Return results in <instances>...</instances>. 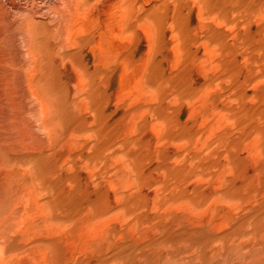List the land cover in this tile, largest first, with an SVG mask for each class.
I'll list each match as a JSON object with an SVG mask.
<instances>
[{"label": "rangeland", "instance_id": "rangeland-1", "mask_svg": "<svg viewBox=\"0 0 264 264\" xmlns=\"http://www.w3.org/2000/svg\"><path fill=\"white\" fill-rule=\"evenodd\" d=\"M200 12L0 0V264H264V85Z\"/></svg>", "mask_w": 264, "mask_h": 264}, {"label": "bare ground", "instance_id": "bare-ground-1", "mask_svg": "<svg viewBox=\"0 0 264 264\" xmlns=\"http://www.w3.org/2000/svg\"><path fill=\"white\" fill-rule=\"evenodd\" d=\"M200 4L204 73L218 78L220 86L242 73L244 82L254 85L247 88L264 85V0H200Z\"/></svg>", "mask_w": 264, "mask_h": 264}]
</instances>
